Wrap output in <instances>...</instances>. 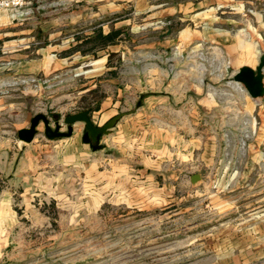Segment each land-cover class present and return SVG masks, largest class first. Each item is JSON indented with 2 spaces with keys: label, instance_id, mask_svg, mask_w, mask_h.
Here are the masks:
<instances>
[{
  "label": "crops",
  "instance_id": "1",
  "mask_svg": "<svg viewBox=\"0 0 264 264\" xmlns=\"http://www.w3.org/2000/svg\"><path fill=\"white\" fill-rule=\"evenodd\" d=\"M116 30L104 46L87 42ZM86 42L91 49H84ZM213 48L236 62L234 75L243 65L256 68L264 53V14L244 0H34L24 10H0V87H52L69 72L85 74L84 91L104 82L112 87L94 107L96 123L125 112L96 141L74 127L68 137L35 136L0 147V235L19 214L17 194L30 202L37 189L51 193L54 184L79 172L87 177L89 170L94 185H113L122 167L132 172L131 182L139 175L134 171L149 180L163 177L166 165L186 163L203 170H193L192 180L198 174L253 199L242 212L248 217L210 238L202 258L189 263L264 264V95L252 96L234 78L226 95L207 82L200 64ZM234 131L237 159L229 148Z\"/></svg>",
  "mask_w": 264,
  "mask_h": 264
},
{
  "label": "rangeland",
  "instance_id": "2",
  "mask_svg": "<svg viewBox=\"0 0 264 264\" xmlns=\"http://www.w3.org/2000/svg\"><path fill=\"white\" fill-rule=\"evenodd\" d=\"M244 2L247 8L264 14V0ZM241 24L234 23L233 30ZM91 47L87 43L84 49ZM203 57L199 71L205 80L223 90L219 93H230L231 87L226 83L234 81L236 62L228 61L215 48ZM84 75L69 72L63 81H54L52 87L24 83L14 86V90L10 86L0 87L5 98L0 102V147L13 148L19 139L18 128L29 126L36 113L47 114L53 127L54 113L61 115L62 122L66 115L83 109H89L91 116L97 114L94 107L104 91L112 87L104 82L92 91H84L88 86L83 85L87 79L80 80ZM239 85L244 86L241 82ZM221 122L215 120L214 124L220 126ZM74 127L86 131L84 122H76ZM38 129L35 136L45 140L43 121ZM62 129L67 130V124ZM229 136L230 156L233 153L234 159L240 158L235 145L239 135L234 131ZM160 170H164L163 177L150 176L149 180L140 171H134L139 175L130 182L132 172L122 167L113 185H94L89 170L87 177L79 172L58 187L54 184L51 193L37 189L30 202L17 194L14 202L19 214L11 229L0 235V264H190L210 248L206 245L210 238L220 237L228 227L233 229L248 217L242 214L245 205L253 200L248 191L236 187L228 192L217 181H193L189 175L193 170L203 171L200 166L182 163ZM122 175L129 178L124 181L119 177ZM98 190L111 196L104 195L103 200ZM263 201L264 198L260 200Z\"/></svg>",
  "mask_w": 264,
  "mask_h": 264
},
{
  "label": "water",
  "instance_id": "3",
  "mask_svg": "<svg viewBox=\"0 0 264 264\" xmlns=\"http://www.w3.org/2000/svg\"><path fill=\"white\" fill-rule=\"evenodd\" d=\"M234 79L245 85L252 96L258 97L264 95V53L260 57V62L256 68L249 65H243L234 75ZM125 112L114 115L107 120L103 125L96 124L90 115L89 109H83L65 116L64 121H61V115L53 114L55 126L51 125L50 117L42 112L36 113L31 118L29 126L18 129V138L22 141L30 142L39 132L38 125L41 121L45 124V135L49 138H60L63 136H71L74 131V124L78 121L84 122V127L89 137L96 141L103 133H109L111 128L116 124ZM67 124V130H61L63 124ZM199 179V175L193 177V181Z\"/></svg>",
  "mask_w": 264,
  "mask_h": 264
},
{
  "label": "built area",
  "instance_id": "4",
  "mask_svg": "<svg viewBox=\"0 0 264 264\" xmlns=\"http://www.w3.org/2000/svg\"><path fill=\"white\" fill-rule=\"evenodd\" d=\"M34 0H0V10L2 9H26Z\"/></svg>",
  "mask_w": 264,
  "mask_h": 264
},
{
  "label": "trees",
  "instance_id": "5",
  "mask_svg": "<svg viewBox=\"0 0 264 264\" xmlns=\"http://www.w3.org/2000/svg\"><path fill=\"white\" fill-rule=\"evenodd\" d=\"M118 33H119L118 30L109 32L107 34H103L102 32H99L94 38L88 39L87 42H91L94 40L96 44L100 46H104L109 42L114 41L115 36L118 35Z\"/></svg>",
  "mask_w": 264,
  "mask_h": 264
}]
</instances>
